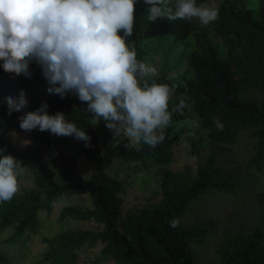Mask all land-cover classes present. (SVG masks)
Masks as SVG:
<instances>
[{
	"label": "trees",
	"instance_id": "16d2710c",
	"mask_svg": "<svg viewBox=\"0 0 264 264\" xmlns=\"http://www.w3.org/2000/svg\"><path fill=\"white\" fill-rule=\"evenodd\" d=\"M205 0H197L202 4ZM175 11V0L164 6ZM218 19L207 26L195 18L191 21L148 20L149 6L138 0L135 5L134 34L137 59L150 64L159 59L160 68L154 79L159 84L174 88L169 110L187 97L192 105L184 111H193L205 132V137L218 143L231 144L237 133L247 128L254 139V155L248 166L259 167L264 157V100L252 101L240 97L241 89L251 87L264 92V8L259 3L255 13L245 0H219ZM123 35V33H120ZM211 35L223 49L220 55ZM175 60L173 61V59ZM0 61V147L2 155L20 160L32 176V185L19 191L10 201L0 203V231L7 226L12 232L4 239L17 243L38 227L39 211H50L52 202L70 194L87 193L90 206L65 205L58 212V220L70 217L101 224L99 229H63L50 237H43L45 246L38 263L84 264L80 252L100 243L93 264L111 259L114 264H190L187 243L198 241V229L172 228L170 221L184 209L186 202L197 197L207 186L222 190L226 179L209 180L208 164L198 165L194 175H182L167 168L169 146L182 140L187 127L176 119L183 115L173 113L172 123L164 130L165 140L152 147L143 141L124 148L126 139L117 142V136L103 120L94 127L86 104L73 93L64 98L50 94L47 81L39 65L29 64L31 78L4 72ZM23 89L28 101L18 112L8 114L4 98L19 99ZM47 102L48 113L63 112L66 119L85 130L91 137L90 146L73 137H57L49 131L20 129L19 117L33 112ZM224 125L216 128L214 120ZM16 134L12 136V134ZM17 135L26 142L15 147L11 141ZM129 144V143H128ZM82 157L92 171L85 177L76 175V160ZM133 165V174L149 164L158 172V206L141 207L132 213L121 212L124 188L119 180L107 173L113 159ZM59 171L61 181L54 178ZM44 197L43 199L41 197ZM262 232L257 226L245 234L225 237L216 248L220 264H264L260 247Z\"/></svg>",
	"mask_w": 264,
	"mask_h": 264
},
{
	"label": "clouds",
	"instance_id": "9594fccd",
	"mask_svg": "<svg viewBox=\"0 0 264 264\" xmlns=\"http://www.w3.org/2000/svg\"><path fill=\"white\" fill-rule=\"evenodd\" d=\"M138 0H0V61L4 72L31 78L29 64L35 61L47 81L50 94L64 98L75 94L86 104L91 125L103 120L114 136L127 135L137 145L155 147L165 140L164 130L173 113L184 114L187 97L169 110L174 88L154 79V66L137 59L134 34ZM149 6L148 20L158 18L199 20L202 25L218 19V8L197 0H175V11L164 6L169 0H143ZM123 33L121 35L120 33ZM8 114L18 112L28 101L23 89L19 99L4 98ZM47 102L19 117L25 132L49 131L57 137H73L90 146L87 132L66 119L63 112L50 115ZM216 128L224 125L214 120ZM130 150L132 145L125 143ZM6 151L0 147V153ZM24 168L14 156H0V203L19 191ZM44 198L43 196L41 197ZM178 220L169 226L178 227Z\"/></svg>",
	"mask_w": 264,
	"mask_h": 264
},
{
	"label": "rangeland",
	"instance_id": "374dc122",
	"mask_svg": "<svg viewBox=\"0 0 264 264\" xmlns=\"http://www.w3.org/2000/svg\"><path fill=\"white\" fill-rule=\"evenodd\" d=\"M219 0H205L202 4L217 6ZM253 13L259 3L264 8V0H245ZM196 19V18H195ZM198 22L199 20L196 19ZM200 23V22H199ZM201 24V23H200ZM213 43L218 47L220 55L223 49L218 40L211 35ZM175 58L173 59V61ZM149 65L154 66L157 73L160 68L159 59H154ZM75 95V94H74ZM240 97L260 102L264 100V92L255 88L245 87L240 91ZM183 119L176 122L184 124L188 129L182 140L169 146L170 158L167 168L182 175H194L198 165L208 164L209 180L226 179L227 184L222 190L207 186L197 197L186 202L184 209L177 215L178 227L186 230L198 229L202 236L198 241L187 243L186 250L191 257L190 264H220L216 248L228 235L245 234L257 226L261 229L260 247L264 251V157L256 166H248L254 151V139L247 128L238 131L236 140L231 144L218 143L205 137V132L193 111H184ZM96 125H94L95 127ZM16 134H12L15 136ZM12 138L15 147L26 142L25 136ZM126 139L129 144L135 143L127 135L117 136V142ZM152 164L142 167L133 174V165L118 162L113 159L106 169L107 173L119 180L124 191L121 212L130 214L138 208H154L158 206V172ZM24 168L19 177L20 191L32 185V176ZM92 171L91 166L82 157L76 160L75 173L85 177ZM54 178L61 181L59 171L53 170ZM77 204L90 206L87 193L70 194L52 202L50 211H39L36 232L28 234L17 243H6L4 239L12 232L7 226L0 231V264H42L38 263L41 251L44 249L43 237H50L63 229H99L100 223L90 220H76L64 217L58 220V212L65 205ZM100 243L82 250L80 253L84 264H93L92 260L98 254ZM102 264H114L111 259Z\"/></svg>",
	"mask_w": 264,
	"mask_h": 264
}]
</instances>
